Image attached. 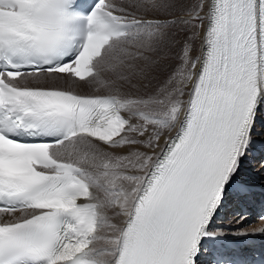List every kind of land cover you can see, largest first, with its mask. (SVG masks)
<instances>
[{"label":"snow or ice","instance_id":"obj_1","mask_svg":"<svg viewBox=\"0 0 264 264\" xmlns=\"http://www.w3.org/2000/svg\"><path fill=\"white\" fill-rule=\"evenodd\" d=\"M258 143L264 0H0V264H264Z\"/></svg>","mask_w":264,"mask_h":264},{"label":"rangeland","instance_id":"obj_2","mask_svg":"<svg viewBox=\"0 0 264 264\" xmlns=\"http://www.w3.org/2000/svg\"><path fill=\"white\" fill-rule=\"evenodd\" d=\"M85 91H90V90H85ZM261 146L262 147H258V148H264V144H261ZM258 148L256 149V151H262V149H260V150H258ZM264 150V149H263ZM257 158H258V156H257ZM255 165L254 166H252L251 167V170H252V172H254V173H257L256 171H255ZM251 170H249V171H251ZM226 214H228V215H226V217L224 218V219H222L220 222L221 223H223L226 227H228V226H231L230 225V221H231V219H232V216L234 215V214H229V213H226ZM250 221V223H251V227H253L254 228V226H260L261 224H259V223H257L255 220H249Z\"/></svg>","mask_w":264,"mask_h":264},{"label":"bare ground","instance_id":"obj_3","mask_svg":"<svg viewBox=\"0 0 264 264\" xmlns=\"http://www.w3.org/2000/svg\"><path fill=\"white\" fill-rule=\"evenodd\" d=\"M258 147H262L261 146V144L260 143H258L257 144V148ZM262 150L264 149V148H261ZM261 153V151H256L255 152V155L257 156L258 154H260ZM255 165V162L253 161V164H252V166H254ZM259 182H263L264 183V180H262L260 177H259ZM230 212H233V210H231ZM230 212H228V213H230ZM261 224V223H260ZM261 226V225H260ZM260 226H257V227H260ZM256 226H254V228H257Z\"/></svg>","mask_w":264,"mask_h":264}]
</instances>
